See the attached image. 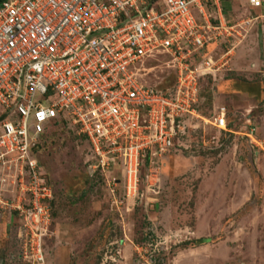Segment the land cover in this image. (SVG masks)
Returning a JSON list of instances; mask_svg holds the SVG:
<instances>
[{"label":"built area","instance_id":"obj_1","mask_svg":"<svg viewBox=\"0 0 264 264\" xmlns=\"http://www.w3.org/2000/svg\"><path fill=\"white\" fill-rule=\"evenodd\" d=\"M205 2L0 0V208L16 216L31 264L43 262L51 219L53 189L32 152L48 126L64 122L84 138L87 170L112 194L120 188L126 206L139 198L142 178L157 192L159 162L187 122L231 132L224 107L197 109L198 80L214 79L229 49L218 64L193 58L221 29L240 24H212ZM245 2L258 13L242 23L264 19V0ZM160 54L175 74L166 89L142 80L144 61Z\"/></svg>","mask_w":264,"mask_h":264},{"label":"rangeland","instance_id":"obj_2","mask_svg":"<svg viewBox=\"0 0 264 264\" xmlns=\"http://www.w3.org/2000/svg\"><path fill=\"white\" fill-rule=\"evenodd\" d=\"M214 1L204 5L212 24L240 25L220 28L207 53H195L196 61L210 55L218 64L229 49L214 79L198 80L197 109L209 115L224 107L231 132L187 122L177 148L160 159L157 192L140 172L139 198L126 206L120 188L112 194L87 170L82 136L65 124L48 126L34 150L54 189L39 264H264V19L244 24L258 13L245 0H225V12ZM168 58L146 59L142 80L170 87ZM17 227L0 208V264H31Z\"/></svg>","mask_w":264,"mask_h":264},{"label":"trees","instance_id":"obj_3","mask_svg":"<svg viewBox=\"0 0 264 264\" xmlns=\"http://www.w3.org/2000/svg\"><path fill=\"white\" fill-rule=\"evenodd\" d=\"M226 9H228V5L225 3V0H221V11H222V12H225ZM208 44H209V42L206 43V44L204 45V47L201 49V53H202V54H206V53H207V51H208V48H207ZM56 124L64 125L65 123H64V122H55L53 125H56ZM65 125H66V124H65ZM46 129H47V128H46ZM46 129H45V130H46ZM71 129L74 130L73 128H71ZM44 132H45V131H44ZM44 132H43V133H44ZM43 133H42V134H43ZM42 134H40L39 139H40V137H41ZM82 138H83V137H82ZM83 139H84V138H83ZM37 144H38V143H36L35 146H34L33 149H32L33 156H34L35 158H36V156L34 155V150L37 148V147H36ZM36 159H37V158H36ZM37 161H38V159H37ZM38 163H39L40 167L44 170V168H43V166H42V163H41L40 161H38ZM44 172H45V170H44ZM45 176H46L47 180L49 181L46 172H45ZM49 182H50V181H49ZM50 184H51V182H50ZM51 186H52V185H51ZM52 189H53V188H52ZM53 199H54V189H53V196H52V199L50 200V216H51V211H52V203H53ZM51 220H52V217H51L50 221H51ZM49 223H50V222H49ZM204 240H205V238H198V239L196 240V243H201V242H203Z\"/></svg>","mask_w":264,"mask_h":264}]
</instances>
